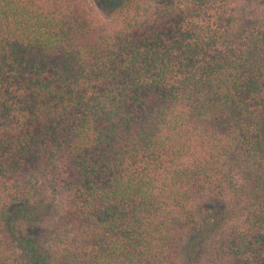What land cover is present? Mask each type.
<instances>
[{
    "label": "trees",
    "instance_id": "16d2710c",
    "mask_svg": "<svg viewBox=\"0 0 264 264\" xmlns=\"http://www.w3.org/2000/svg\"><path fill=\"white\" fill-rule=\"evenodd\" d=\"M0 0V264H264V3Z\"/></svg>",
    "mask_w": 264,
    "mask_h": 264
},
{
    "label": "rangeland",
    "instance_id": "374dc122",
    "mask_svg": "<svg viewBox=\"0 0 264 264\" xmlns=\"http://www.w3.org/2000/svg\"><path fill=\"white\" fill-rule=\"evenodd\" d=\"M252 3L261 2L264 0H251ZM103 0H88V9L92 19L99 24L109 25L111 20L109 19L110 5H105Z\"/></svg>",
    "mask_w": 264,
    "mask_h": 264
}]
</instances>
